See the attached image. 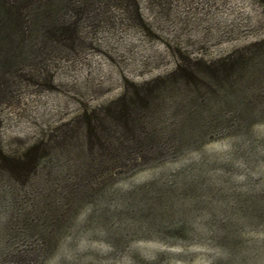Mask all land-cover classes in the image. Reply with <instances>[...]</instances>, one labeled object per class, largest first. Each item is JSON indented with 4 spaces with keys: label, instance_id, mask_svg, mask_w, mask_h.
<instances>
[{
    "label": "rangeland",
    "instance_id": "rangeland-1",
    "mask_svg": "<svg viewBox=\"0 0 264 264\" xmlns=\"http://www.w3.org/2000/svg\"><path fill=\"white\" fill-rule=\"evenodd\" d=\"M14 2L31 39L0 88V264H200L187 196L264 174V0ZM221 68L219 91L201 77ZM216 103L256 118L172 137Z\"/></svg>",
    "mask_w": 264,
    "mask_h": 264
},
{
    "label": "crops",
    "instance_id": "crops-1",
    "mask_svg": "<svg viewBox=\"0 0 264 264\" xmlns=\"http://www.w3.org/2000/svg\"><path fill=\"white\" fill-rule=\"evenodd\" d=\"M239 182L235 189L187 196L192 211L183 219L201 225L189 223L185 234L193 238L186 240L200 264L264 262V174L248 175Z\"/></svg>",
    "mask_w": 264,
    "mask_h": 264
},
{
    "label": "trees",
    "instance_id": "trees-1",
    "mask_svg": "<svg viewBox=\"0 0 264 264\" xmlns=\"http://www.w3.org/2000/svg\"><path fill=\"white\" fill-rule=\"evenodd\" d=\"M14 1L20 0H0V88H3L2 86L5 84V79L13 75V71L19 63L26 60L25 58H27L28 50H26L24 46L27 44L28 40L31 39L26 32L31 30L30 21H24L25 28H22L21 7ZM24 31L26 32L25 34H23ZM19 55H23V57L25 55V57L20 59L18 58ZM217 73H219L220 76L212 73L208 76L201 77V79L204 80L207 85L219 91L228 88L229 82L231 81V74H228L227 71L222 68ZM234 104L233 107H236L235 109H240L244 106L243 103L239 102H234ZM226 106L228 105L225 103H216L212 105L215 111L212 112L211 115L196 120L195 126H197L198 129L177 131L175 134H172V137L192 144H198L215 135L231 133L239 129H248L252 120L256 118V115L246 111L225 117L222 111ZM260 116L264 119V112L260 113ZM119 131V135L122 137L126 136L124 130ZM83 133H86V129H83ZM123 150L124 147L121 146L117 149V152L121 153ZM179 150L180 149L177 148V151ZM151 151L154 152V155L157 154V151Z\"/></svg>",
    "mask_w": 264,
    "mask_h": 264
}]
</instances>
